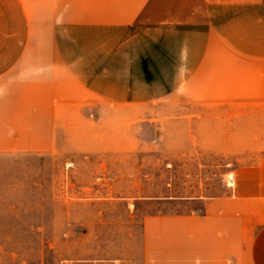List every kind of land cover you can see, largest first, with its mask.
<instances>
[{
  "label": "crops",
  "instance_id": "1",
  "mask_svg": "<svg viewBox=\"0 0 264 264\" xmlns=\"http://www.w3.org/2000/svg\"><path fill=\"white\" fill-rule=\"evenodd\" d=\"M179 100L264 102V0H0V161L51 152L61 106ZM227 186L146 215L140 264H264V158Z\"/></svg>",
  "mask_w": 264,
  "mask_h": 264
},
{
  "label": "rangeland",
  "instance_id": "2",
  "mask_svg": "<svg viewBox=\"0 0 264 264\" xmlns=\"http://www.w3.org/2000/svg\"><path fill=\"white\" fill-rule=\"evenodd\" d=\"M56 126L51 152L0 161V264H140L146 215L201 209L264 158V102L90 101Z\"/></svg>",
  "mask_w": 264,
  "mask_h": 264
},
{
  "label": "built area",
  "instance_id": "3",
  "mask_svg": "<svg viewBox=\"0 0 264 264\" xmlns=\"http://www.w3.org/2000/svg\"><path fill=\"white\" fill-rule=\"evenodd\" d=\"M233 181V177L230 178Z\"/></svg>",
  "mask_w": 264,
  "mask_h": 264
}]
</instances>
